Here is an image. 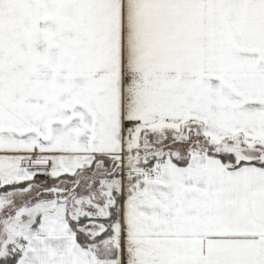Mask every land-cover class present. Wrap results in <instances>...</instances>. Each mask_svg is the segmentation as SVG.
I'll return each mask as SVG.
<instances>
[{
    "label": "snow or ice",
    "instance_id": "6c2138e0",
    "mask_svg": "<svg viewBox=\"0 0 264 264\" xmlns=\"http://www.w3.org/2000/svg\"><path fill=\"white\" fill-rule=\"evenodd\" d=\"M0 264H264V0H0Z\"/></svg>",
    "mask_w": 264,
    "mask_h": 264
}]
</instances>
